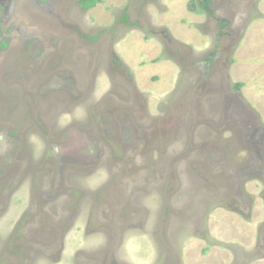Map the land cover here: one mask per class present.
Returning <instances> with one entry per match:
<instances>
[{"label":"rangeland","instance_id":"374dc122","mask_svg":"<svg viewBox=\"0 0 264 264\" xmlns=\"http://www.w3.org/2000/svg\"><path fill=\"white\" fill-rule=\"evenodd\" d=\"M0 6V264H264V0Z\"/></svg>","mask_w":264,"mask_h":264},{"label":"trees","instance_id":"16d2710c","mask_svg":"<svg viewBox=\"0 0 264 264\" xmlns=\"http://www.w3.org/2000/svg\"><path fill=\"white\" fill-rule=\"evenodd\" d=\"M41 1H46V0H41ZM100 1L101 0H86V1L80 0L79 7H81L84 11H88L90 9L95 8L100 3ZM200 8L203 11L208 12V14H210L212 16L213 13L209 9V3L207 1L201 2ZM191 10L194 13L199 12L195 3L193 4V8ZM2 12H4V8L0 6V38H2L1 37V35H2V24H3ZM223 25H226V23H223ZM7 47H8V45H7L6 39H3L0 43V49H6ZM240 87H241V85H239V84L236 86L237 89H239Z\"/></svg>","mask_w":264,"mask_h":264},{"label":"clouds","instance_id":"9594fccd","mask_svg":"<svg viewBox=\"0 0 264 264\" xmlns=\"http://www.w3.org/2000/svg\"><path fill=\"white\" fill-rule=\"evenodd\" d=\"M84 1H86V0H84ZM79 3H80V0H78V6H79ZM194 4V3H193ZM196 6H197V4H196ZM80 9H82L81 7H80ZM94 9V8H93ZM197 9L199 10V14H201V13H205V11H203L201 8H200V5L197 7ZM83 10V9H82ZM90 10H92V9H90ZM84 11V10H83ZM89 11V10H88ZM87 12V11H86Z\"/></svg>","mask_w":264,"mask_h":264}]
</instances>
